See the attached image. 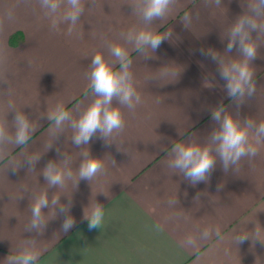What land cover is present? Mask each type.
Returning a JSON list of instances; mask_svg holds the SVG:
<instances>
[{
    "label": "crops",
    "instance_id": "1",
    "mask_svg": "<svg viewBox=\"0 0 264 264\" xmlns=\"http://www.w3.org/2000/svg\"><path fill=\"white\" fill-rule=\"evenodd\" d=\"M134 2L83 0L85 12L68 35L66 22L51 27L40 0H0V126L6 136L0 142V264L24 246L40 253L36 264H264V245L255 235L264 239V142L255 158L227 171L217 158L209 179L195 185L167 167L175 143L210 142L219 126L211 112L221 105L242 124L264 120V34L252 61L256 93L238 105L227 95L219 65L200 50L226 60L239 56L226 46L247 0H220L219 6L175 0L163 19L151 22ZM185 12L191 13L188 27ZM145 29L171 33L148 58L129 38ZM112 44L129 53L141 103L129 110L114 99L123 132L107 145L99 134L76 145L72 123L96 98L89 88L91 59L100 52L118 68ZM60 106L69 119L57 125L50 117ZM18 113L31 126L23 145L14 142ZM249 139L254 142V130ZM85 151L102 160L106 174L79 178ZM49 162L65 173L63 185L48 183ZM42 193L49 201L41 210L44 225L33 229L31 210ZM94 203L104 206L105 219L101 229L90 230L85 214ZM67 215L75 225L64 232ZM241 233L249 240L237 245Z\"/></svg>",
    "mask_w": 264,
    "mask_h": 264
},
{
    "label": "clouds",
    "instance_id": "2",
    "mask_svg": "<svg viewBox=\"0 0 264 264\" xmlns=\"http://www.w3.org/2000/svg\"><path fill=\"white\" fill-rule=\"evenodd\" d=\"M175 0H135L132 7L139 10L143 20L151 22L163 19L170 11ZM217 6L220 0H216ZM40 7L46 9L45 16L50 18L51 27L57 29L59 24L67 23L68 35L76 31L78 21L85 12L83 0H40ZM63 7L64 11L61 12ZM182 19L185 26L191 24V13L185 12ZM253 33L257 34L254 38ZM264 34V0H247L245 11L239 15L231 25L228 32L226 52L238 49L239 56L224 59L219 53L212 49H201L200 54L216 62L219 65V75L225 81L224 87L227 95L237 104L244 102L245 97H252L256 93L254 69L252 61L258 54L257 38ZM171 33L160 35L150 30H139L134 34L129 33V38L134 39L135 51L145 54V58L151 52H155L164 40H168ZM111 55L119 62L117 68L106 57L97 52L91 59V71L88 74L89 88L95 94V99L82 111L79 117L72 123L75 130L73 141L76 145H87L94 136L99 134L106 142L111 138L119 136L125 128V120L121 107L135 110L141 103V96L134 86L133 73L130 71L132 60L127 50L120 44L110 46ZM167 73H165L166 75ZM206 86L212 87L211 84ZM118 101L119 106L113 105V100ZM57 125L69 119V113L60 106L57 112L50 117ZM212 120L219 125L213 129L210 142L200 144L175 143L167 160V167L173 172H180L192 185L198 182H206L216 167L217 158L222 162L225 171L230 166L238 165L245 158H255L259 152V145L264 142V120L255 122L246 120L243 124L225 111L223 105L211 112ZM16 132L14 142L17 145L26 144L30 138L31 126L28 119L22 114H17ZM250 130H254V142L250 141ZM6 139L5 132L0 126V142ZM85 159L80 165L78 176L80 179L92 181L99 175L106 174V168L101 159L91 157L85 151ZM29 162H33L30 160ZM115 163V161H113ZM15 172V168L12 169ZM45 178L50 185H63L65 173L58 170L56 165L49 162L45 171ZM67 176H72L71 171ZM57 201H52L55 204ZM175 203V200L170 201ZM49 201L46 193L40 194L32 207L31 228L36 229L44 225L42 208L48 207ZM61 211H67L61 208ZM88 227L101 229L104 225V206L94 203L91 211L85 214ZM75 225V219L67 215L63 221L62 229L68 232ZM159 227V226H157ZM256 240L264 245V239L256 234ZM207 238V234H205ZM237 245L249 240L247 233L235 236ZM185 244L193 245L191 236L187 237ZM40 253L31 246H24L15 254L8 255L6 264H36Z\"/></svg>",
    "mask_w": 264,
    "mask_h": 264
}]
</instances>
